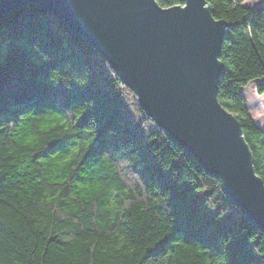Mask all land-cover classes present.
I'll list each match as a JSON object with an SVG mask.
<instances>
[{
    "label": "trees",
    "instance_id": "1",
    "mask_svg": "<svg viewBox=\"0 0 264 264\" xmlns=\"http://www.w3.org/2000/svg\"><path fill=\"white\" fill-rule=\"evenodd\" d=\"M242 1L206 0L228 24L217 97L264 182L242 92L264 78V4ZM261 253L260 230L93 47L37 4L0 16V264H264Z\"/></svg>",
    "mask_w": 264,
    "mask_h": 264
},
{
    "label": "water",
    "instance_id": "2",
    "mask_svg": "<svg viewBox=\"0 0 264 264\" xmlns=\"http://www.w3.org/2000/svg\"><path fill=\"white\" fill-rule=\"evenodd\" d=\"M27 4L44 7L93 47L147 116L264 235V182L239 121L217 97L228 24L206 0H0V16Z\"/></svg>",
    "mask_w": 264,
    "mask_h": 264
},
{
    "label": "rangeland",
    "instance_id": "3",
    "mask_svg": "<svg viewBox=\"0 0 264 264\" xmlns=\"http://www.w3.org/2000/svg\"><path fill=\"white\" fill-rule=\"evenodd\" d=\"M242 4L255 7L264 4V0H243ZM260 83L264 85V78L249 83L242 88V92L252 121L262 129L264 138V92L259 93L257 90V86Z\"/></svg>",
    "mask_w": 264,
    "mask_h": 264
},
{
    "label": "snow or ice",
    "instance_id": "4",
    "mask_svg": "<svg viewBox=\"0 0 264 264\" xmlns=\"http://www.w3.org/2000/svg\"><path fill=\"white\" fill-rule=\"evenodd\" d=\"M260 255L264 256V253H261Z\"/></svg>",
    "mask_w": 264,
    "mask_h": 264
}]
</instances>
